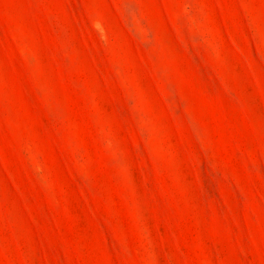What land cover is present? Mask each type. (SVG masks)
<instances>
[{"label":"rangeland","instance_id":"rangeland-1","mask_svg":"<svg viewBox=\"0 0 264 264\" xmlns=\"http://www.w3.org/2000/svg\"><path fill=\"white\" fill-rule=\"evenodd\" d=\"M0 264H264V0H0Z\"/></svg>","mask_w":264,"mask_h":264}]
</instances>
